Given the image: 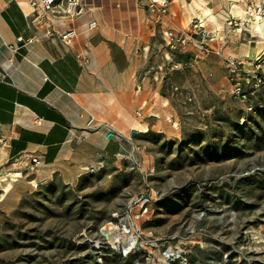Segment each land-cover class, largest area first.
Instances as JSON below:
<instances>
[{
    "label": "rangeland",
    "instance_id": "rangeland-1",
    "mask_svg": "<svg viewBox=\"0 0 264 264\" xmlns=\"http://www.w3.org/2000/svg\"><path fill=\"white\" fill-rule=\"evenodd\" d=\"M206 1L182 52L155 26L158 116L123 150L41 177L0 145V264H264V0Z\"/></svg>",
    "mask_w": 264,
    "mask_h": 264
},
{
    "label": "crops",
    "instance_id": "crops-1",
    "mask_svg": "<svg viewBox=\"0 0 264 264\" xmlns=\"http://www.w3.org/2000/svg\"><path fill=\"white\" fill-rule=\"evenodd\" d=\"M62 1L45 12L29 0H0V145L7 161L36 157L41 177L90 167L114 142L123 150L126 130L146 129L160 94L147 75L159 63L149 51L155 26L176 29L190 16L200 20L196 9H210L206 0H170L156 24L147 0H76L70 14ZM200 26L197 42L205 43ZM70 29L75 37L62 42L58 35Z\"/></svg>",
    "mask_w": 264,
    "mask_h": 264
},
{
    "label": "built area",
    "instance_id": "built-area-1",
    "mask_svg": "<svg viewBox=\"0 0 264 264\" xmlns=\"http://www.w3.org/2000/svg\"><path fill=\"white\" fill-rule=\"evenodd\" d=\"M31 5L37 9L40 8L45 12H55L59 7L63 6V1L59 0H29ZM76 0H67L65 10L67 13H71L76 10ZM168 9V0H147V10L153 15L154 23H160L162 17L166 14ZM78 13V11L76 12ZM95 21H90L89 27H94ZM52 35V30L47 29L44 32V36L48 37ZM59 39L64 43H69L75 37V31L70 29L66 30L59 35ZM162 38L171 52L186 50L189 44L192 42L191 36L185 32H176L173 29H166L162 32ZM19 40H22L20 37ZM200 48L203 49V42H200ZM1 77V73H0ZM93 118H90L88 125L91 124ZM92 127V126H91ZM95 129V127H93ZM38 164L36 157H28L24 160V165L29 170H34L35 165Z\"/></svg>",
    "mask_w": 264,
    "mask_h": 264
},
{
    "label": "bare ground",
    "instance_id": "bare-ground-1",
    "mask_svg": "<svg viewBox=\"0 0 264 264\" xmlns=\"http://www.w3.org/2000/svg\"><path fill=\"white\" fill-rule=\"evenodd\" d=\"M233 9H234L235 12H239L242 15V18H243L244 21H249L250 20V14L246 10H244L243 8H241V7L237 6V5H233ZM254 19H255V22L253 21L252 26L256 30H254L253 32H257L259 35L262 36L264 34V23H262L259 20L257 15L254 16ZM10 175H11V180H8L6 185H5V187L3 188V191H5V192L9 191L12 188V186L14 185L12 181H15L16 180L15 177L16 176H20V173L19 172H15V173H11Z\"/></svg>",
    "mask_w": 264,
    "mask_h": 264
},
{
    "label": "water",
    "instance_id": "water-1",
    "mask_svg": "<svg viewBox=\"0 0 264 264\" xmlns=\"http://www.w3.org/2000/svg\"><path fill=\"white\" fill-rule=\"evenodd\" d=\"M135 133H136L135 131H132V132H131V136L133 137V136L135 135ZM112 136H113L112 133H108V134H107V138H108V139L112 138Z\"/></svg>",
    "mask_w": 264,
    "mask_h": 264
}]
</instances>
